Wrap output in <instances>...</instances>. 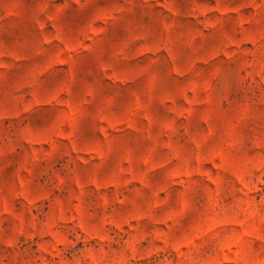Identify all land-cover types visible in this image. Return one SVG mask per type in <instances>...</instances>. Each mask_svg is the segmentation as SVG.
Listing matches in <instances>:
<instances>
[{
	"label": "rangeland",
	"instance_id": "rangeland-1",
	"mask_svg": "<svg viewBox=\"0 0 264 264\" xmlns=\"http://www.w3.org/2000/svg\"><path fill=\"white\" fill-rule=\"evenodd\" d=\"M0 264H264V0H0Z\"/></svg>",
	"mask_w": 264,
	"mask_h": 264
}]
</instances>
